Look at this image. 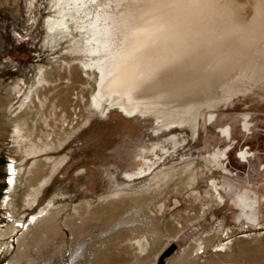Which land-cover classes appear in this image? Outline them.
Instances as JSON below:
<instances>
[{
  "label": "rangeland",
  "instance_id": "rangeland-1",
  "mask_svg": "<svg viewBox=\"0 0 264 264\" xmlns=\"http://www.w3.org/2000/svg\"><path fill=\"white\" fill-rule=\"evenodd\" d=\"M46 1L0 0V264H159L160 259L161 264H264L261 74L243 75L248 93L205 108V118L213 114L215 121L206 124L200 116L196 137L191 123L156 135L153 118H129L117 108L105 116L94 111L98 74L88 70L86 76L78 64L89 59L76 47L78 33L48 30L46 20L56 12ZM39 67L48 82L36 83ZM238 83L233 78L229 84ZM36 84L40 101L25 99ZM245 114L248 132L241 126ZM225 126L231 128L233 149L221 162L224 171L203 157L226 143L218 131ZM153 144L159 145L157 168L171 175L157 182L155 172L126 180L121 172L135 169L139 154L153 158L149 151L141 153ZM245 149L251 154L247 162L237 157ZM63 156L66 163L37 205L27 206L31 187L50 171L51 159ZM211 179L224 204L207 195L208 189L213 194ZM148 183L147 191L101 199ZM246 190L238 207L235 192ZM49 199V216L36 223L32 216Z\"/></svg>",
  "mask_w": 264,
  "mask_h": 264
},
{
  "label": "bare ground",
  "instance_id": "bare-ground-1",
  "mask_svg": "<svg viewBox=\"0 0 264 264\" xmlns=\"http://www.w3.org/2000/svg\"><path fill=\"white\" fill-rule=\"evenodd\" d=\"M46 4L56 12L46 20L48 30L78 33L76 47L89 55L78 64L84 72L98 74L91 95L94 111L105 116L110 108H117L129 118H153L156 135L191 123L196 137V123L200 116L206 117L205 108L212 110L220 102L248 93L250 88H242L244 74L253 73L251 79L261 74L264 79V0H47ZM233 78L238 85L229 84ZM41 82L48 81L39 67L36 83ZM37 84L25 99L40 101ZM223 86L226 89L219 94ZM36 148L32 145L28 154ZM203 159L213 163L209 157ZM51 160L50 171L27 195L29 207L37 205L67 156ZM156 164L150 169L155 172L154 182L170 174ZM151 187L148 183L134 192L116 191L101 199L130 196ZM206 193L214 197L210 189ZM52 201L32 216L36 223L49 216Z\"/></svg>",
  "mask_w": 264,
  "mask_h": 264
},
{
  "label": "flooded vegetation",
  "instance_id": "flooded-vegetation-1",
  "mask_svg": "<svg viewBox=\"0 0 264 264\" xmlns=\"http://www.w3.org/2000/svg\"><path fill=\"white\" fill-rule=\"evenodd\" d=\"M212 117V118H210ZM214 118V115L211 114L210 116H208V118L206 119V124H211L213 123L215 120L213 119ZM211 120V121H210ZM241 126H242V130L244 132H248L250 130V126L251 124L249 123L248 121V114H245L242 118V123H241ZM227 128V129H226ZM228 130V131H227ZM218 131L221 134V137L224 138V140L226 141V143L223 145V146H217L216 148H214L212 151L210 152H207L204 156L206 157H209L212 161H213V164L216 165L217 167L219 168H223V165L221 164V162L224 160V159H227V156H228V153L233 149V142H232V136H231V128L230 126H225V127H222V128H219ZM153 134V133H152ZM154 135V134H153ZM159 145L158 144H153L152 147H150L149 149H143L141 151V153H144L145 151H149L152 153L153 155V158H146L145 155L143 154H139L137 157L138 159V164H137V167L135 169H133L132 171H122V175L123 177L126 179V180H135L138 178V176H141V174H144V176H148V174L152 171L150 170L153 165L152 163H159L161 158L157 156V154H155L154 150L158 147ZM217 149V150H216ZM163 152H167V148H162ZM222 150V151H221ZM218 154V155H217ZM211 155V157H210ZM214 155V156H213ZM251 156V154H249L247 152V149H245L244 151H241L237 154V157L241 160V161H244V162H247V159L248 157ZM215 160V161H214ZM146 162V163H145ZM163 162V161H162ZM149 163V164H147ZM150 165V166H149ZM157 165V164H156ZM264 167V166H263ZM142 169V170H141ZM223 170L225 171V168H223ZM149 171V172H148ZM137 175V176H136ZM137 177V178H136ZM132 178V179H131ZM209 184L211 187H213V194H214V197L216 199H220L223 204L225 202V199H224V196L221 194L220 190H219V187L217 185V181L215 179H211L209 181ZM215 188V189H214ZM249 193L248 190H246L245 192H242V191H238V192H235V197L234 198V201H235V205H237L238 207H241L242 204V199L245 198L244 195H247ZM220 197V198H219Z\"/></svg>",
  "mask_w": 264,
  "mask_h": 264
},
{
  "label": "built area",
  "instance_id": "built-area-1",
  "mask_svg": "<svg viewBox=\"0 0 264 264\" xmlns=\"http://www.w3.org/2000/svg\"><path fill=\"white\" fill-rule=\"evenodd\" d=\"M214 226L217 227V228H219V227L222 226V223H220V222H216V223L214 224Z\"/></svg>",
  "mask_w": 264,
  "mask_h": 264
}]
</instances>
